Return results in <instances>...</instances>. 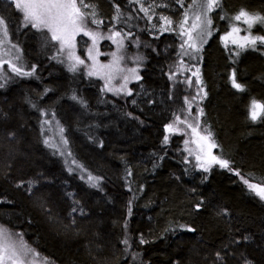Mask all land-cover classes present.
Masks as SVG:
<instances>
[{"label":"trees","instance_id":"obj_1","mask_svg":"<svg viewBox=\"0 0 264 264\" xmlns=\"http://www.w3.org/2000/svg\"><path fill=\"white\" fill-rule=\"evenodd\" d=\"M88 2L113 26L149 38L140 0ZM220 2L218 30L241 9L264 15V0ZM8 13L32 75L9 63L0 74V226L55 264H264V200L244 183L264 182V115L250 119L251 102L264 103V44L236 48L217 33L204 47L202 123L231 169L206 171L184 160L181 137L165 141L180 108L175 34L151 38L140 79L118 98Z\"/></svg>","mask_w":264,"mask_h":264},{"label":"rangeland","instance_id":"obj_2","mask_svg":"<svg viewBox=\"0 0 264 264\" xmlns=\"http://www.w3.org/2000/svg\"><path fill=\"white\" fill-rule=\"evenodd\" d=\"M76 2L78 6L81 4V0H76ZM205 2L206 0H195L194 4V0H174V4L171 5L169 1L161 3L157 0H140L141 8L140 6L139 8L145 15L149 16L150 24V28L148 29L149 38L140 40L134 36L133 33L113 26L109 20L102 18L100 13L88 2V0H83V3L89 6L81 7V11L85 13L83 27L86 31L99 34L95 44H93L92 37L85 35L84 32H80L75 36L74 48L61 47L60 42L55 40L59 47V56L69 68L75 63L74 59L69 58L73 54L75 57L84 60V64H77L76 69H81L88 74L89 70L93 67V64H95L96 70L101 74L91 76L101 79L106 91H108L107 88L109 87L119 89L121 85L124 84L123 78L128 76L129 79L125 91H108L116 97L119 96L118 98H124L127 95L129 85L133 81L140 79L132 78V74L128 70L136 69V75L139 77L141 76L140 71L143 66L144 54L146 50L151 49L153 45V40L151 38L166 33L175 34L180 40V55L170 70L172 86L175 88L177 100H180V108L175 119L168 124V126L172 125V130L170 131L167 126L166 144L169 145V142L172 139L181 137L182 146L180 148V153L184 160L203 170H205V168L209 169L216 163H209L208 145L213 144V141L208 136L202 123L203 102L206 97V95H204L206 90L200 72V63L203 59L202 52H204V47L207 42L213 36L216 37L217 33L223 38L225 44L235 46L236 48H239L238 44H233L232 41L235 39L242 43V38L249 35V33L245 31L247 26L242 21L235 24L233 19H227L226 21L221 22L220 29L218 30L215 22L219 23L222 16L218 12V7H216L211 12L207 13L212 21L211 25L207 28V31L211 34H205L203 39H201L199 34L200 30L197 29L192 32L194 39L189 41L188 37L184 35V32L191 28L193 14L197 12L203 13V9L195 5H200ZM12 7L17 14L22 17V28L31 27L33 30H36L41 34L49 35L52 39V34L47 29H37L30 24H25L23 14L15 7V0H0V17L4 19L5 24L7 25V36L3 37L2 33H0V61H4L0 64V74L5 71V68L8 69V66L5 64L7 61H11V63H9L10 66L13 64L15 66L19 65L23 70L25 69V65H27V61L24 60V53L21 54L22 50H19L21 44L18 41V36H14L16 37L17 42L12 40V38L14 39L12 35H19L12 30L13 21L8 13V10ZM136 9L137 8H135V10ZM145 9H147V11H145ZM186 12L188 13V23L185 24L182 29L181 24L185 20ZM92 13H94V15H92ZM164 18H167V21H170V23ZM93 21H101L102 23L97 24ZM234 25L239 27L241 31L239 33H234L232 36H228V33L231 32ZM261 30L262 34L259 36H264V29L261 28ZM252 32L253 27L251 29V36L255 37L252 35ZM116 33H119L120 35L117 36ZM225 37L228 38L225 39ZM191 43H194L195 47H189V44ZM257 44L262 43L258 42ZM90 49L91 55H89ZM197 49L199 50L197 51ZM113 54L119 58V68L123 69V71L114 73L111 82L109 83L105 79V74L108 72V69H102L100 66L114 64L115 61ZM93 57H95V60H93ZM197 70L199 71L197 72ZM189 125L192 127H189ZM193 129L196 131L194 132ZM55 132L58 133L59 130L55 128ZM201 137H208V139L202 140ZM60 144L62 146L63 142L60 141ZM63 148H65V146H63ZM211 155L217 157L214 152V147L211 148ZM198 156L200 159H197ZM202 164L204 167H201ZM10 232L12 233L13 240L19 241L21 239V236L17 235L20 233L13 231ZM22 239L28 247L33 249L35 253H38V251L32 248V246L24 240L23 236ZM138 258L140 257L133 255L130 260ZM28 260L30 261V264H55L52 260L41 254L35 257L30 255ZM137 263L140 262L137 260Z\"/></svg>","mask_w":264,"mask_h":264},{"label":"snow or ice","instance_id":"obj_3","mask_svg":"<svg viewBox=\"0 0 264 264\" xmlns=\"http://www.w3.org/2000/svg\"><path fill=\"white\" fill-rule=\"evenodd\" d=\"M195 6L202 8L203 13L197 12L193 14L191 28L184 32V35L188 37L189 41L194 39L192 32L197 29L200 30L199 34L201 39H203L205 34H211L207 31V28L211 25L212 21L208 17L207 13L211 12L216 7H221L222 5L220 0H206L205 3ZM15 7L23 14V20L26 25L30 24L32 27L37 29H47L51 32L52 39L60 42L61 47L74 48L75 36L80 32H84L85 35L91 36L93 39V44H95L97 38L99 37L98 33L86 31L83 27L85 13L81 11V7H89L83 3V0H81V4L79 6L77 5L76 0H15ZM145 11H147V9H145ZM92 15H94V13H92ZM164 19L167 21V18ZM233 20L237 22L242 21L247 26L245 31L249 33V35H246L242 38V43L234 39L232 41L233 44H238L239 48L241 49L249 46L254 48L257 44V41L264 44V36H251V29L253 25L258 23L264 25V15L258 13L253 14L245 9H241L239 13L233 17ZM93 22L97 24L102 23L101 21ZM167 22L170 23V21ZM187 23L188 13L186 12L185 20L182 22L181 28L183 29L184 25ZM240 31L241 29L234 25L231 32L228 33V36H232L234 33H239ZM0 33H2L3 37L7 36V25L5 24V21L2 17H0ZM116 35L118 36L120 34L116 33ZM227 38L228 37H225V39ZM189 47H195V44L191 43L189 44ZM198 50L199 49H197V51ZM89 55H91V49L89 50ZM237 55H239V52H237ZM69 58L75 60V63L70 66L72 71H76L77 64H84V60L80 59L79 57H75L74 54ZM113 58L115 61L114 64L100 66L102 69H108V72L105 74V79L109 83L111 82L114 73L123 71V69L119 68V58H117L115 54H113ZM93 60H95V57H93ZM3 62L4 61H0V64ZM7 63H11V61H7ZM12 70L20 75H32V72H24L14 64L12 65ZM128 71L132 74V78H140L138 75H136V69H130ZM198 71L199 70H197V72ZM88 74L91 76L100 75L101 73L96 70V65L93 64V67L89 70ZM123 79L124 84H122L119 89L109 87L107 90L114 92L125 91L129 77L125 76ZM232 84L236 89L241 91L244 90V86L240 83H237L236 81L235 71L232 73ZM3 86V84H0V87ZM204 95H206V93ZM73 99H75V97H73ZM262 115H264V103L253 100L250 105V119L256 121ZM189 127L192 126L189 125ZM168 128L171 131L172 125H169ZM62 131L63 129H61V132ZM193 131L195 132L196 130L193 129ZM210 135L211 133H209V136ZM201 139L207 140L208 137H201ZM165 141H167V137H165ZM45 143H48V141L46 140ZM49 146L56 147L55 144H50ZM212 147H215V145H208L209 163H216L221 167L230 169L229 161L222 160L211 155ZM197 159H200V157L198 156ZM201 167H204V165L202 164ZM205 170L207 171L208 169L205 168ZM237 175H239V173H237ZM88 179L90 181H97L99 178L89 176ZM244 183L248 185L250 190L260 196L261 199H264V186H262L264 185V182H262V184H251L245 180ZM17 235L21 236L19 241L13 240L12 233L7 228L0 226V264H30L28 257L30 255L32 257L39 255L24 243L22 234ZM124 243L127 244V240H125Z\"/></svg>","mask_w":264,"mask_h":264}]
</instances>
